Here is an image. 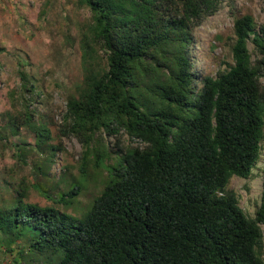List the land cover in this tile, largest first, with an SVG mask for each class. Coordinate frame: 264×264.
Segmentation results:
<instances>
[{"label": "trees", "instance_id": "obj_1", "mask_svg": "<svg viewBox=\"0 0 264 264\" xmlns=\"http://www.w3.org/2000/svg\"><path fill=\"white\" fill-rule=\"evenodd\" d=\"M222 1L77 0L90 13L79 36L83 79L61 131L83 154L100 132L138 144L112 158L80 217L21 197L0 205V252L16 250L13 264H264V165L254 217L227 189L232 176H250L264 138V22L233 20L232 64L200 88L191 70L192 31ZM18 77L22 117L8 114L0 139L33 129L35 84L21 63ZM35 133L38 150L53 148L46 128Z\"/></svg>", "mask_w": 264, "mask_h": 264}, {"label": "rangeland", "instance_id": "obj_2", "mask_svg": "<svg viewBox=\"0 0 264 264\" xmlns=\"http://www.w3.org/2000/svg\"><path fill=\"white\" fill-rule=\"evenodd\" d=\"M244 14L252 15L256 25L263 23L264 0H223L214 14L193 29L189 56L197 88L203 76L215 77L232 64L233 20ZM89 15L77 0H0V125L8 121V114L22 117L20 63L35 84L30 99L33 129L23 125L18 134L0 139V205L21 197L80 217L107 182L112 158L138 144L123 131L118 136L100 132L83 154L78 140L61 131L68 97L81 92L79 36ZM248 49L253 60L256 53L251 42ZM37 124L48 130L45 143L53 148L35 147ZM105 151L109 157L95 159ZM36 164L46 172H37ZM263 165L264 138L250 176H232L227 185L249 217L255 216L260 203ZM73 184L79 186L78 193L63 196ZM260 227L264 258V225ZM13 259H19L16 250L0 252V264H13Z\"/></svg>", "mask_w": 264, "mask_h": 264}]
</instances>
